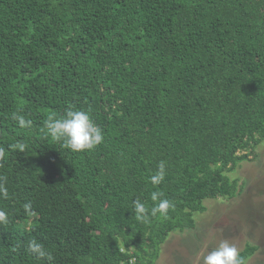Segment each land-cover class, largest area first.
<instances>
[{
  "label": "trees",
  "instance_id": "obj_1",
  "mask_svg": "<svg viewBox=\"0 0 264 264\" xmlns=\"http://www.w3.org/2000/svg\"><path fill=\"white\" fill-rule=\"evenodd\" d=\"M70 107L88 112L102 144L72 152L45 136L47 116ZM261 142L264 0H0V175L9 191L0 264H45L27 251L32 238L52 264H156L206 201L237 195L228 173ZM161 161L167 174L154 187ZM152 191L174 208L139 222L133 201L150 208Z\"/></svg>",
  "mask_w": 264,
  "mask_h": 264
},
{
  "label": "rangeland",
  "instance_id": "obj_2",
  "mask_svg": "<svg viewBox=\"0 0 264 264\" xmlns=\"http://www.w3.org/2000/svg\"><path fill=\"white\" fill-rule=\"evenodd\" d=\"M249 159L228 173L238 181L237 195L206 201V211L195 214V228L170 234L156 264H203L202 257L223 239L241 251L256 246L247 264H264V142Z\"/></svg>",
  "mask_w": 264,
  "mask_h": 264
},
{
  "label": "clouds",
  "instance_id": "obj_3",
  "mask_svg": "<svg viewBox=\"0 0 264 264\" xmlns=\"http://www.w3.org/2000/svg\"><path fill=\"white\" fill-rule=\"evenodd\" d=\"M12 119L17 121L20 128L31 129L33 122L25 119L23 115L13 113ZM45 136L52 141L60 143L65 149L72 152L91 151L103 143L104 134L92 120L88 112L83 110H74L71 107L61 116L49 114L44 120L43 129ZM20 151L27 148L24 142H17L14 146ZM5 158V151L0 148V160ZM166 162L161 161L154 174L149 177V182L154 186H159L165 180ZM9 191L7 188L6 177L0 175V198H8ZM163 193L160 191H152L150 195L153 206H146L141 200L133 201L132 211L135 219L139 222L147 223L151 218L157 216L167 218L169 210L174 208L172 201L161 198ZM24 213L28 216H34L35 212L31 203L23 205ZM8 223V213L0 209V224ZM27 251L35 258L44 261L45 264H52L54 256L52 252L45 247L43 243L32 238L27 243ZM203 264H247V258L241 254V250L236 244L228 239H223L219 244L208 251L202 257Z\"/></svg>",
  "mask_w": 264,
  "mask_h": 264
}]
</instances>
